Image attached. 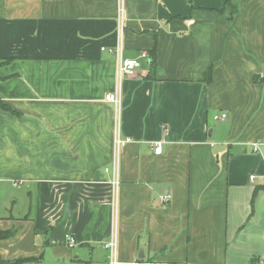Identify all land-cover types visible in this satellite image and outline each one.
<instances>
[{
  "label": "crops",
  "instance_id": "0c3cea01",
  "mask_svg": "<svg viewBox=\"0 0 264 264\" xmlns=\"http://www.w3.org/2000/svg\"><path fill=\"white\" fill-rule=\"evenodd\" d=\"M0 100L2 260L264 264V0H0Z\"/></svg>",
  "mask_w": 264,
  "mask_h": 264
},
{
  "label": "built area",
  "instance_id": "2783aa9c",
  "mask_svg": "<svg viewBox=\"0 0 264 264\" xmlns=\"http://www.w3.org/2000/svg\"><path fill=\"white\" fill-rule=\"evenodd\" d=\"M123 9H120V16H119V24H118V33L119 37H121V32L123 30ZM105 48H102V50ZM110 53H114L118 57V64L116 69V80L118 87L120 85V82L125 78L129 76H133L137 73L138 69L140 68L141 62L140 58H127L122 56V44L119 43L116 47L108 48L106 49ZM142 58L146 60V55L142 54ZM105 100L112 102L117 108L120 106V93L119 89L117 88L114 93L106 94ZM218 120H223L225 118L224 115L216 116L215 117ZM128 140L121 139L119 136H116L114 140V146L116 149H119L122 145H124ZM162 140L155 141L153 143V150L154 153L160 154L162 151ZM258 144H254V147L257 148ZM170 196L169 194H165L161 197V201L164 204H167L169 202ZM66 241L68 243V246H73L75 243V239L72 235L67 234L66 235ZM103 246L108 250V263L109 264H118V258H117V241L116 237L113 234L109 240L105 241L103 243Z\"/></svg>",
  "mask_w": 264,
  "mask_h": 264
},
{
  "label": "trees",
  "instance_id": "16d2710c",
  "mask_svg": "<svg viewBox=\"0 0 264 264\" xmlns=\"http://www.w3.org/2000/svg\"><path fill=\"white\" fill-rule=\"evenodd\" d=\"M156 47H157V39H156V36H154L153 45L147 51V53L149 54V56L151 58L150 70H149V72L147 74V77L149 79H155L156 78V62H155ZM204 79H205L206 82H209L211 80V68H209L207 70ZM254 80H260L259 76L255 75L254 76ZM0 108L4 109V110H7V111H10L13 114H17V112L15 110H13L10 106L5 104L2 100H0ZM12 235H13V230H7V231H1L0 230V240L9 238ZM28 261H31V259L30 258H16V259H13V260H2L0 258V264H21V263H25V262H28Z\"/></svg>",
  "mask_w": 264,
  "mask_h": 264
},
{
  "label": "water",
  "instance_id": "95a60500",
  "mask_svg": "<svg viewBox=\"0 0 264 264\" xmlns=\"http://www.w3.org/2000/svg\"><path fill=\"white\" fill-rule=\"evenodd\" d=\"M68 211V210H67Z\"/></svg>",
  "mask_w": 264,
  "mask_h": 264
}]
</instances>
